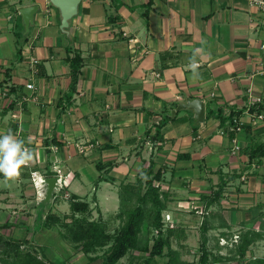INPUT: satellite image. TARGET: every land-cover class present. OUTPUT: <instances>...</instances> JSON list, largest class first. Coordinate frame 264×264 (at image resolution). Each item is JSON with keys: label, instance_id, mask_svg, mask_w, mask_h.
<instances>
[{"label": "crops", "instance_id": "obj_1", "mask_svg": "<svg viewBox=\"0 0 264 264\" xmlns=\"http://www.w3.org/2000/svg\"><path fill=\"white\" fill-rule=\"evenodd\" d=\"M33 4L25 30L18 10ZM76 52L82 63L72 89L68 57ZM249 95L264 103V10L248 0H79L65 27L49 0H0V134L11 131L33 152L13 188L0 177V194L12 189L8 195L35 210L31 173L45 175L58 164L65 190L80 198L71 182L82 188L87 170L97 171L88 174L95 204L97 191L109 200L151 161L161 169L162 214L175 227L182 212L195 218L202 208L208 230L219 229L220 238L227 231L259 232L252 250L264 240V156L249 160L242 149L264 141V119L251 122ZM186 98L203 101L202 122L190 108L170 116ZM218 109L239 111L233 136L220 133ZM167 114L161 139L152 141L154 124ZM52 138L59 141L56 151L49 148ZM97 163L111 165L98 170ZM221 174L228 178L222 197L206 207L199 195L210 193ZM100 175L113 180L98 181Z\"/></svg>", "mask_w": 264, "mask_h": 264}, {"label": "trees", "instance_id": "obj_2", "mask_svg": "<svg viewBox=\"0 0 264 264\" xmlns=\"http://www.w3.org/2000/svg\"><path fill=\"white\" fill-rule=\"evenodd\" d=\"M68 61L72 78L70 88L73 89L77 73L82 63V58L80 54L76 52L71 57H68ZM262 110H264L263 102L249 107V111L260 112ZM238 113V110H232L225 115L222 113L221 109H218L213 112V115L219 119L220 125L225 128L228 124L232 123V118L234 116L238 117ZM167 118H170L169 114L154 124V132L150 135L152 141L161 139L160 129L165 124ZM228 133L230 136H233L234 132L230 131ZM147 134L149 135V132ZM51 140L55 144L59 143L55 138ZM242 151L247 154L249 160L256 157L260 158L264 156V141L254 142L245 146ZM110 165V163H105L103 165L102 163H97L98 170ZM106 170L107 169H104V171ZM239 174V172H235L234 175L228 178L239 176ZM45 175L48 177L52 176L53 173L47 170ZM0 177H4L3 174H0ZM228 178L225 177L224 174H221L217 184L211 187L210 193H201L199 195V199L203 201L204 206L208 207L212 203L220 200ZM106 179L113 180V177L100 175L97 180ZM161 180V169H154V164L150 161L136 175V179L133 183L120 182V189H118V192L121 203L115 215L119 218H123V223L114 233L109 232L104 227L99 220L100 217L97 219H89L88 214H90L91 210L89 202L74 193H68V196H66L69 201L70 215L68 216H70V220L66 221L64 216L61 217L48 208L45 212H43L44 210L41 211L40 220L42 226L50 227L60 222V225H63L66 232L64 236L74 243L75 246L80 247L85 253L93 251L98 246L111 242L105 252L104 258L97 264H115L128 251L134 249H139V251L141 249L143 252V255H141L142 262L140 264H158L155 262L154 256L162 254L164 246L169 245L170 237L174 235L178 229L175 226L164 227L163 225L162 210L166 206V198L164 191L161 189ZM63 192L62 190V192L58 193L63 194ZM57 194L53 192L51 199H56ZM47 202H50V200ZM39 204L43 206V200L37 203V205ZM42 208L44 209V207ZM35 217H37V215ZM204 217L203 215V220L201 222L202 241L200 253L198 259L193 264H217V255H214L206 247L205 232L208 229V221ZM11 225L12 223L6 219L0 224V228ZM150 230L154 234L151 245L146 243H144L143 246L140 245L138 240L139 233L142 231L148 232ZM154 230H156V233H154ZM259 235V232L256 231L241 232L233 245V255L231 258L235 260L239 258L237 262L240 264H264V255L248 258L246 256L250 251L251 244ZM29 239H31V237L28 238L23 236L21 238H15L6 236L0 231V264H47L42 256H38L26 247H21L22 243L28 242ZM167 254L169 258L164 264L180 263L175 250L169 249ZM52 264L64 263L54 262Z\"/></svg>", "mask_w": 264, "mask_h": 264}, {"label": "rangeland", "instance_id": "obj_3", "mask_svg": "<svg viewBox=\"0 0 264 264\" xmlns=\"http://www.w3.org/2000/svg\"><path fill=\"white\" fill-rule=\"evenodd\" d=\"M87 171L88 174L89 172H97H95V170ZM88 174L86 173L85 177L87 183L83 184L82 188L77 187L78 180L74 179L71 182L69 189L75 190V188H77V192L82 199L87 195L85 199L92 206L90 208L91 210L90 214H88V218L97 219L100 217L99 220L102 222L104 227L109 232L114 233L115 230L123 223V218H119L115 215V213L119 210L121 203L119 192H117L113 197H110L109 200H103V197H101L99 195V191H97L94 204V202L90 200V193L93 191L91 190V186L93 183L88 180L90 178ZM7 182H11L12 188L15 186L14 179L7 180ZM118 189H120L119 185L117 186V190ZM11 190H8L4 194H0V224L6 219L12 223L11 226L0 228V231L3 234L15 238H21L23 236L28 238L31 237L28 242L22 243L21 247H26L38 256H42L47 264H52L54 262H63L64 264H97L104 258L105 252L111 242L98 246L93 251L85 253L80 249V247L75 246L74 243L64 236L66 232L63 225H60V222L50 227L42 226L40 220L41 211L44 210L45 212L48 208H50L52 212L57 213L59 216H64L66 221L70 220V216H68L70 215L69 201L62 193L59 194L57 192L58 194L56 193L57 196L53 202H43V206L40 204L33 205V207H35L34 210L31 207L27 209V206L24 205V199H20V196L18 197L17 194L8 195V192ZM13 191L17 192L18 189L15 188ZM29 203L31 206V203H34V201H29ZM165 204H167V202H165ZM42 207H44V209ZM98 207L101 209L104 216ZM35 211L37 217H35ZM182 213L183 215L180 220V225L177 226L178 229L174 235L170 237L169 245L164 246L161 255L154 256V260L158 264H164V262L169 258V255L167 254L169 249H173L177 252V258L180 260L179 264H193L199 257L200 245L202 241L201 222L203 220V214L194 218V215H191L189 211H184ZM204 215V218H206L208 223H210V220L206 217L207 214L204 213ZM233 232H237V230L227 231L226 237L220 238L219 229L215 228L206 230V247L214 255H217V264H240L237 262L239 258H237V260L231 258L233 255V245L238 239L237 234H233ZM153 235L154 234L151 230L148 232H140L138 235L140 245L143 246L144 243L151 245ZM249 252L252 257L264 255V240H258L257 244H255L253 249ZM141 255H143L141 249L140 251L139 249L128 251L115 264H140L142 262Z\"/></svg>", "mask_w": 264, "mask_h": 264}, {"label": "built area", "instance_id": "obj_4", "mask_svg": "<svg viewBox=\"0 0 264 264\" xmlns=\"http://www.w3.org/2000/svg\"><path fill=\"white\" fill-rule=\"evenodd\" d=\"M248 2L250 4L257 6L259 9L264 10V0H248ZM123 34L125 33L123 32ZM32 62L36 63L37 59L33 58ZM33 71H35V68L33 69ZM26 87H29V88L32 87V83L30 82L26 83ZM260 102H263V101L259 96L249 95L248 111H249L250 106H255ZM250 113H251V122L253 123H255L258 119H264L263 111H260V112L250 111ZM240 127H241V121L239 120L238 117L234 116L232 118V123L228 124L225 128L220 129V133L228 134V132L230 131L236 132L240 129ZM231 140H232L231 152L235 153L239 149V144L236 142V139L234 137H232ZM75 145H76V149L78 152L82 153L85 151V148H86L85 144L76 143ZM88 146H91V143H89ZM49 148L52 151H56L58 149V145L53 144V145H50ZM48 169H49L48 171H51L53 173L52 177L55 178V185L53 187V192L57 193L63 190L64 191L63 195L68 196V193L64 190L66 186V181H65L66 174L63 173L62 169L58 166V164H52L51 166H48ZM45 177L47 176L42 173H37V171H32L31 173L30 180H31V183L34 189L33 197H34V200L37 202L41 201L44 197L45 186H46V183L44 181ZM195 212L199 216L203 214L202 208L200 209L196 208ZM162 220H163L164 227L165 226L172 227L175 225V220L172 219L168 213L162 214ZM154 232H156V230H154Z\"/></svg>", "mask_w": 264, "mask_h": 264}, {"label": "water", "instance_id": "obj_5", "mask_svg": "<svg viewBox=\"0 0 264 264\" xmlns=\"http://www.w3.org/2000/svg\"><path fill=\"white\" fill-rule=\"evenodd\" d=\"M79 0H49L51 4L58 7L61 13V25L65 27L67 25L68 18L76 13L77 3ZM37 9V5H25L21 6L18 10L21 15L22 22L25 30L28 29L29 24L32 23L34 12ZM182 108H190L193 111V117L196 122H202L204 114L203 101L200 98H186L185 101L178 102L174 109L170 111V116L173 117L175 112ZM45 193L43 197V202H46L50 199L52 195V190L55 185L54 177H45L44 179Z\"/></svg>", "mask_w": 264, "mask_h": 264}, {"label": "clouds", "instance_id": "obj_6", "mask_svg": "<svg viewBox=\"0 0 264 264\" xmlns=\"http://www.w3.org/2000/svg\"><path fill=\"white\" fill-rule=\"evenodd\" d=\"M190 67L194 76L198 65L193 59ZM33 161V152L25 146L24 141L17 139L11 131L0 134V174L6 180H13L20 175V169Z\"/></svg>", "mask_w": 264, "mask_h": 264}]
</instances>
